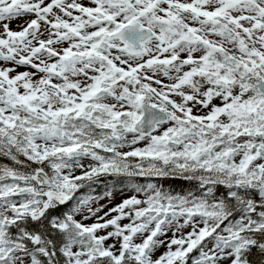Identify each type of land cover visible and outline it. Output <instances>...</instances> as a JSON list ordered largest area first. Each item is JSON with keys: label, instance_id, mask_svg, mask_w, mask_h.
<instances>
[{"label": "snow or ice", "instance_id": "1", "mask_svg": "<svg viewBox=\"0 0 264 264\" xmlns=\"http://www.w3.org/2000/svg\"><path fill=\"white\" fill-rule=\"evenodd\" d=\"M0 264H264V0H0Z\"/></svg>", "mask_w": 264, "mask_h": 264}, {"label": "trees", "instance_id": "2", "mask_svg": "<svg viewBox=\"0 0 264 264\" xmlns=\"http://www.w3.org/2000/svg\"><path fill=\"white\" fill-rule=\"evenodd\" d=\"M170 186L176 188L177 190H179V188H180L179 184H174V185H170Z\"/></svg>", "mask_w": 264, "mask_h": 264}]
</instances>
